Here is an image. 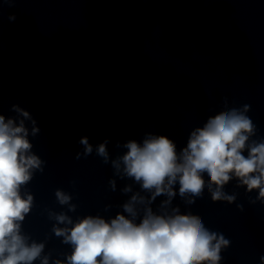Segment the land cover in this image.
<instances>
[{
  "label": "clouds",
  "instance_id": "1",
  "mask_svg": "<svg viewBox=\"0 0 264 264\" xmlns=\"http://www.w3.org/2000/svg\"><path fill=\"white\" fill-rule=\"evenodd\" d=\"M22 115L27 118L29 114L22 112ZM37 131L34 128L33 134ZM253 131L251 120L233 109L209 118L203 128L195 129L179 156L169 138L150 136L142 144L134 140L127 142L128 151L112 163L119 172L122 162L126 176L141 182L145 190L154 189L151 199L166 194L169 199L165 204L176 195L173 185L177 181L181 197L186 193L201 195L205 185L203 172L210 177V184L217 186L211 193L214 201L234 200L222 191L231 174L249 191L259 189V197L264 198V143L251 146L247 158L242 155L249 138L245 133ZM27 135L23 121L15 126L12 119L5 122L0 116V264H31L44 247L35 242L29 245L27 238L20 234L18 223L29 213L33 201L31 195L22 198L20 187L31 179L30 170L39 169L42 163L39 157L29 154L31 144ZM80 142L85 145V152L90 153L87 138H81ZM97 151L107 162L105 144L99 145ZM253 173L259 175L253 176ZM56 196L62 205L71 200L59 190ZM137 200L133 195L131 201L123 205L124 211L132 217L137 214L134 207ZM143 200L139 198V202ZM74 209L71 205L70 210ZM174 213L157 215L149 208L139 224L123 214H117L110 222L88 216L70 229L54 226L53 230L64 242L75 246L68 257L70 264H218L221 247L229 242L222 235L207 230L199 216L179 214L178 209ZM55 219L60 224L72 223L65 214H58ZM261 260L264 264V257ZM42 264H48L47 258Z\"/></svg>",
  "mask_w": 264,
  "mask_h": 264
}]
</instances>
